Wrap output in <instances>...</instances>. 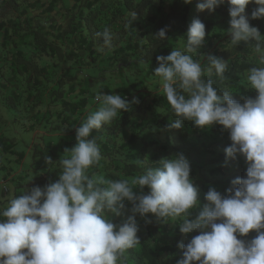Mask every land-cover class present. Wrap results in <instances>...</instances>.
Returning <instances> with one entry per match:
<instances>
[{
  "label": "clouds",
  "instance_id": "clouds-1",
  "mask_svg": "<svg viewBox=\"0 0 264 264\" xmlns=\"http://www.w3.org/2000/svg\"><path fill=\"white\" fill-rule=\"evenodd\" d=\"M225 3L231 44L251 41L248 47L258 58L259 66L250 67L246 75L249 88L257 93L254 98L245 97L240 103L230 91L215 87L213 73L225 79L229 63L216 55L201 62L198 50L206 30L199 19L189 24L183 50L157 56L159 66L153 71L177 117L170 127L181 129L185 120L201 129L222 126L231 141L224 150L226 157L244 158L245 177L234 178L223 194L209 187L207 203L193 215L199 207V189L182 152L161 158L159 166L131 179L89 176L88 170L103 158L97 138L91 136L93 130L111 124L122 111L130 110L131 103L139 102L98 91V109L76 128L75 145L65 149L58 161V180L25 189L0 207V264H123L126 251L140 243L136 214L179 219L181 234L199 233L186 244L178 243L183 252L176 264H264V34L250 24L264 18V0H198L196 8L211 13ZM249 4L256 5L250 15L246 14ZM167 30L161 28L155 37L165 39ZM96 35L102 38L98 50L112 46L114 36L108 27ZM46 163L53 161L46 158ZM145 187L146 194L134 192ZM126 202L132 214L114 224L107 214L121 216ZM250 231L256 233L251 240L237 238Z\"/></svg>",
  "mask_w": 264,
  "mask_h": 264
},
{
  "label": "trees",
  "instance_id": "trees-1",
  "mask_svg": "<svg viewBox=\"0 0 264 264\" xmlns=\"http://www.w3.org/2000/svg\"><path fill=\"white\" fill-rule=\"evenodd\" d=\"M36 1L0 0V58L2 57V51H5L12 71L16 75L25 77L27 90L34 92V95H39L41 81L46 69L44 66H39L31 57L24 55L20 47L28 42L36 47V55L50 56L58 61L74 58L81 63L84 62V56H88L90 60L95 58L96 47L102 44V38L96 34L108 27L113 34H116L114 40L120 43L116 49H113L112 55L118 56L121 68L126 64L122 58L133 57L138 62L146 65L145 72L148 76L159 66L156 60L157 56H166L170 54L177 43H186L188 26L193 19L201 20L205 24L206 30L198 55L206 52L212 46V42L221 36V30L218 28L221 21L216 22L208 19L207 10L198 11L196 8L198 0H192L189 4H185L183 0H74L70 8H64L63 24L53 27L46 21L36 18L35 14L27 15L28 10L33 9ZM228 7L229 5L225 3L216 7L213 11L222 20L229 15ZM132 13L135 14V18H133ZM258 20L256 27L261 34H264V19L260 18ZM165 26L168 29L166 38L160 40L155 37V34ZM234 51V56L228 60V70L224 73L226 78L221 80L214 73L211 78L215 81V87L230 91L233 99L243 103L244 98L237 97V94L253 98L257 94L254 89L249 88L246 75L250 67L259 66V63L255 54L250 58L246 57L249 53L246 48L236 45ZM214 52L221 55L224 60L228 57L223 52ZM127 60L130 61V59ZM0 75H3L1 69ZM205 78L209 77L206 75ZM0 86L5 85L0 83ZM3 89L4 87H0V91ZM101 90L106 94H117V92L109 91L107 87H103ZM62 91L63 89L59 90V92ZM14 94L10 92L9 97L5 100L9 107H13L15 104V100L11 99L15 96ZM61 105L68 112L67 117H69V114L73 115L72 109L74 107L79 106L77 103L67 101L62 102ZM152 106L168 108V111L157 117L158 119L155 121V123H159L157 131L166 130L164 142L158 145L157 148L153 147L147 157H145L146 151L141 150L137 159L131 162H125L121 158L109 155V153L104 154V160L108 166L104 168L101 177L112 180L131 179L148 167L159 166L157 162L161 158L170 157L177 152H182L188 158L190 164H198L206 144V141L202 139V135L214 138L229 137L228 131L217 124H213L207 129H201L194 126L193 122L185 120L181 129L171 128L170 125L175 122L177 117L173 114L164 95L160 94L151 96L143 110L140 104L131 103L129 111H122L119 118L105 126L107 140L122 131L134 114L141 113L143 115ZM148 116L149 114L146 115V117ZM155 125L152 123V126ZM91 135L97 139L100 137L99 133H91ZM137 138V135H129L127 143H132ZM66 141V144L70 142L68 139ZM47 144L48 150L52 143L47 142ZM155 144L152 141L147 142V145L157 146ZM62 147L59 148L60 153H63L66 148L62 149ZM107 147V143H100L101 151L104 152ZM226 147L228 145H222L221 152L217 153L214 161H210V163L219 164L225 161L226 154L224 150ZM49 150L52 151V149ZM138 161L140 162L138 163ZM213 168H220V166L215 165ZM98 170V165L93 166L88 170V175H96ZM59 171V169L57 171L52 170L50 175L52 182L58 180ZM236 177L240 176L234 173L230 180L226 179L224 181L226 184L223 186L225 188L231 187V181ZM49 182L42 177H36L23 187L22 192L34 186L43 187ZM209 187L207 185L202 190V194L198 196L199 207L192 210L193 215L206 202L204 196ZM135 190L138 191L136 193L143 191L145 194L148 191L146 187L142 190ZM217 191L224 193L223 189ZM130 207L129 204L126 209H130ZM136 218L140 228L137 234L140 243L126 251L123 264H176V261L182 258L183 252L177 246L178 243L186 244L192 237L199 234L197 231L181 234L179 232V223L181 222L179 219L175 221L171 219L161 220L153 214H147L145 218L136 215ZM146 220L150 222L146 223ZM111 221L114 224L121 223L114 218ZM255 235L254 231H250L247 236H238L237 238L251 240Z\"/></svg>",
  "mask_w": 264,
  "mask_h": 264
},
{
  "label": "rangeland",
  "instance_id": "rangeland-1",
  "mask_svg": "<svg viewBox=\"0 0 264 264\" xmlns=\"http://www.w3.org/2000/svg\"><path fill=\"white\" fill-rule=\"evenodd\" d=\"M74 0H37L33 9H29L27 15L35 14L36 18L46 21L52 27L63 24L62 15L64 8H70ZM255 4L246 6V14L255 8ZM208 19L220 22L218 28L221 30V36L212 42V46L199 56L203 57L202 63H206L208 55H221L217 52H223L228 57V61L234 56V46L230 42L229 28L230 16L220 20L215 11L211 13L207 10ZM264 19V18H263ZM259 20H250L252 26H257ZM114 38L116 34H113ZM113 38L112 46L98 50L102 46L96 47V54L93 60L84 56V62L79 63L77 60L65 59L58 61L50 56L36 55V47L30 42L21 46L26 57H31L39 66L46 69L42 78V85L39 89V95L28 91L25 77L16 75L6 56L2 51L0 58V69L3 75H0V83H4L3 90L0 91V207L6 206L7 201L14 195L22 194V189L36 177H42L51 181L52 170H60L59 160L64 155L59 152V148L66 147L71 149L75 143L76 128L83 122L87 116L98 109L99 103L95 100L98 91L107 87L109 91L117 92L128 101L135 97L140 104L141 109L149 102L151 96L163 95L160 78L154 75V72L147 76L146 65L138 62L133 57L122 58L125 66L121 68L118 62V56H113L112 51L120 43ZM63 43V42H62ZM241 41L237 46L248 50L247 58H250L254 52L248 47V44ZM183 42L177 43L174 49L183 50ZM127 59H130L128 62ZM89 61V62H88ZM62 83H64L62 85ZM63 89L62 92H59ZM15 93L11 99L15 100L13 107H9L5 100L9 93ZM239 98L246 96L238 95ZM77 103L79 106L74 107L73 115L69 114L61 105L62 102ZM168 111L167 107L152 106L149 111L143 115H133L130 122L110 140L106 138L105 126L100 130H93L92 133H99L100 137L97 143H107V149L101 151L102 160L98 165L96 176L104 172L106 165L104 154L121 158L125 162L135 161L138 153L146 151V156L150 155L153 147H159L164 142L166 130H156L159 123H155L160 115ZM51 113V114H50ZM50 114V116H49ZM146 117V115H148ZM152 115V116H151ZM156 124L155 126H152ZM142 128V129H141ZM129 135H137L132 143H127ZM92 136V135H91ZM94 137V136H93ZM91 138V137H90ZM70 142L67 143L66 140ZM206 141L205 147L201 154L200 163H191L190 176L199 189L200 196L202 190L209 185L216 190L227 189L223 185L226 179H231L234 173L240 177L245 176L247 164L243 157L236 160L226 157L223 162L216 164L214 161L217 153L221 152L222 145H230L229 137H218L202 135ZM155 142L157 146L147 145V142ZM47 142L52 143L47 150ZM101 149V148H100ZM103 149V148H102ZM157 150V149H156ZM46 158H51L53 164H47ZM198 165V166H197ZM219 165L220 168H213ZM209 189V188H208ZM134 192H138L134 189ZM207 203V201L205 202ZM204 203V204H205ZM129 204L126 203V207ZM132 213L127 209L121 216H115L108 213V218L123 222L128 215ZM139 216V214H136ZM136 218V216H135ZM145 218V217H140ZM136 220H138L136 218Z\"/></svg>",
  "mask_w": 264,
  "mask_h": 264
}]
</instances>
